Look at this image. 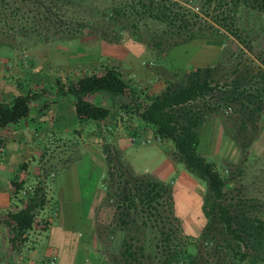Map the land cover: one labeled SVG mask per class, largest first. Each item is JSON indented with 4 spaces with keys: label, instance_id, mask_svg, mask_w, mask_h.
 Returning <instances> with one entry per match:
<instances>
[{
    "label": "rangeland",
    "instance_id": "rangeland-1",
    "mask_svg": "<svg viewBox=\"0 0 264 264\" xmlns=\"http://www.w3.org/2000/svg\"><path fill=\"white\" fill-rule=\"evenodd\" d=\"M129 1L131 0H79L72 11L89 29L75 40L38 44L17 39L13 46L0 48V104L6 105L15 97L23 96L28 98L30 108V116L27 119L18 125L0 130V135L7 142L6 147L0 151V166L5 165V172L0 179V264H72L71 252L76 248L74 243L80 248L83 243L92 239V217L97 213L99 215L98 203L106 197L107 187L113 186L114 197L110 205L120 204L122 201L118 193H121L122 189L118 188H128L132 185L131 171L138 175L151 173L160 164L156 153L164 151L166 155H170L175 150L170 141H161L154 135L146 136L147 139L138 138L133 132L126 133L121 140L118 137L112 140V135L103 136L101 140L100 134H94L99 128L96 124L74 122L72 119L75 114V96L69 93L72 84L76 85L85 78L100 76L106 68L119 70L114 60L126 57L128 54L124 53V50L127 47L132 46L131 49L137 50L134 47L136 45L146 51L143 68L155 73L158 70L157 73L162 78L174 82L178 80V77H174L175 74L184 76L200 64L217 63L214 50L208 47L209 45L221 48L220 55L227 57L226 62L230 66L238 62L252 65L253 61L258 65L255 56L264 54V20L259 15L246 12L241 16V20H238L239 37L246 42L243 43L214 23L212 9L211 14L204 13L203 0L165 1L166 12L169 14L167 23L136 18L130 14L124 16L123 13L116 20L111 19V9L125 8ZM211 27L215 28L214 31L203 33V30L208 31ZM188 34H194L196 40L168 50V42H179L180 39H186ZM161 40L165 45H162L160 50L153 47ZM150 55L157 57L156 66L155 62L148 58ZM163 66L164 68L157 69ZM224 68L226 69L219 70L221 75H229L230 67L227 65ZM123 73L124 86L120 87V91H131L133 85L127 79L129 75L126 74V77ZM219 117L214 119L219 121L217 125L224 132L221 121L223 117ZM259 127L261 132L245 163L236 145L231 141L227 159H221L222 155L211 158L221 172L235 174L238 168L242 170L243 175L236 178V191L233 195L236 197L231 202L249 206L246 209L254 214L253 216H264V118ZM99 130L105 131V128L100 127ZM130 140L134 143L131 144ZM85 143L94 146L88 147V150L96 149V152H101L102 165L97 160L85 159V155L80 154ZM112 145H115V148ZM18 147L21 149L18 150ZM23 164L27 166L26 171L21 170ZM180 166L182 167L179 168H185L183 164ZM72 168L74 170H71ZM64 172L67 173L65 176L72 179L71 187L69 186L70 195L66 200L61 198L60 192L62 178H65ZM72 172L75 174L70 175ZM176 173L168 180L167 185L172 192L174 217L179 222H172V225L182 233L177 239H190V242L199 244V264H216L221 260L213 256L209 258L206 250L208 246L202 242L201 235L189 237L184 234L183 224L186 218L179 216L175 210L186 208L181 200L185 194L182 192V185L177 184L179 172ZM192 177L206 188L203 181ZM13 181H25L26 184L24 190L18 196L12 197L7 206L6 194L12 188ZM37 187L44 189L47 204L44 210L36 212L32 242L21 253L23 244L20 241L13 244L11 238L14 234L11 216L26 205L29 193ZM192 192L194 195L198 193L197 188H193ZM110 209L104 207L100 217L103 218V212H109ZM168 215L164 214L166 221L158 216L147 219L149 226L145 229L141 227L140 220L138 226L129 225L123 234L119 235L117 233L123 228L119 221L110 219L106 226H101L115 231L112 244L104 242L105 254L112 257L113 253L117 255V259L120 258L118 253L120 248L122 249L123 240L126 239L139 259L137 264H158V261H150L147 257L154 256L157 244L161 243V232L164 231L173 237L170 239L171 246L177 245L174 235H170ZM192 217L200 218L198 213ZM50 218L53 223L48 229ZM143 218L146 220L148 217L145 215ZM78 219L82 220L83 232L80 228H74L79 226L75 224ZM129 219L134 221L137 217ZM206 225L207 222L201 232ZM211 235L217 239L214 244L225 245L223 239L228 236L225 232L223 234L221 226L216 224ZM112 245L114 247H111ZM80 250L76 256L74 254V264H82L88 260V254ZM142 254L145 258L141 257Z\"/></svg>",
    "mask_w": 264,
    "mask_h": 264
},
{
    "label": "trees",
    "instance_id": "trees-1",
    "mask_svg": "<svg viewBox=\"0 0 264 264\" xmlns=\"http://www.w3.org/2000/svg\"><path fill=\"white\" fill-rule=\"evenodd\" d=\"M78 1L0 0V48L13 46L17 39L44 44L79 38L89 27L72 11ZM165 1L167 0H131L125 8L111 9L110 17L116 20L123 13L124 16L130 14L136 18L167 23L169 14L166 12ZM203 8L207 15L211 14L212 9L214 23L243 43L246 42L239 37L237 29L238 20H241L243 13L259 15L264 20V0H203ZM133 27L136 28L134 25ZM209 29L203 30V33L208 34L215 28ZM194 36L188 34L186 39H180L179 42H168V50L195 41ZM162 45L165 44L161 40L153 47L160 50ZM255 57L258 65L253 61L252 65L238 62L230 66L226 62L227 57L220 55L215 65L196 68L184 76L175 74L174 77H178V80H167L165 90L159 95L142 96L137 94V90L131 89L134 101L122 105V110L136 114L146 125L152 126L159 140L172 142L175 149L173 158L183 164L190 175L205 183L203 211L207 225L200 235L202 242L208 246L206 250L209 258L213 256L221 260L216 264H264V216H253L246 209L249 206L231 202L236 197L233 196L236 178L243 175L242 170L238 168L235 174L221 172L215 163L200 153L202 126L207 121L222 116L225 137L236 145L243 163L248 160L252 146L261 132L259 123L264 118V54L260 53ZM227 65L231 75H221L220 71L226 69L224 67ZM122 77L118 69L106 68L100 76L85 78L76 85L72 84L69 93L75 96L77 116L90 121L107 120L110 109L92 104L86 97L99 93L123 95L125 92L120 91V87L124 86ZM29 116L30 108L26 97L17 96L6 105L0 104V130L18 125ZM6 143V139L0 135V151L6 147ZM26 169V164H23L21 170ZM131 176L132 185L128 183L130 187L118 188L122 189L118 193L122 201L120 204L110 205L114 197L113 186L107 187L105 203L114 210L113 220L119 221L123 228L119 231H125L129 225L138 226L140 220L141 227L148 228L147 219L158 216L166 221L164 214L168 213L170 235H174L177 245L171 246L170 239L173 237L162 231L161 243L157 244L154 256L147 258L158 261V264H199V244L190 242V239H177L182 233L172 225V222L178 221L174 217L170 186L151 174L138 175L131 171ZM11 184L12 197H16L24 190L26 182L13 181ZM46 196L44 189L37 187L29 193L26 205L12 214L13 244L28 241L24 236L33 231L36 212L44 210ZM145 215L148 217L146 220L143 218ZM133 216L137 220L129 219ZM216 224L228 236L223 239L225 245L214 244L217 239L211 232ZM100 229L107 233L104 242L112 244L115 231L109 227L100 226ZM121 247L120 258H113L115 262H139L126 239ZM143 255L141 257L145 258Z\"/></svg>",
    "mask_w": 264,
    "mask_h": 264
},
{
    "label": "crops",
    "instance_id": "crops-1",
    "mask_svg": "<svg viewBox=\"0 0 264 264\" xmlns=\"http://www.w3.org/2000/svg\"><path fill=\"white\" fill-rule=\"evenodd\" d=\"M137 46V45H136ZM137 50L131 49V47H127V49L124 50V53L128 54L126 57H119L121 60H114L116 61V65L119 68V70L126 76L128 74L129 76L127 77L128 81L132 83V89L137 90V94L144 96L145 94H148L150 96H156L161 94L165 88H166V79L162 78L156 70V73L153 72V70H150L148 68H143V64H145L144 58L147 57L146 51L144 49H141L140 46L138 45ZM211 49L214 50V55L216 61L219 59L220 54L222 49L218 48L216 46H208ZM132 54V55H131ZM111 58V57H109ZM151 58L150 61L157 60V57H153L150 55ZM112 59V58H111ZM113 60V59H112ZM214 61V63L216 62ZM211 64L207 65H199L196 68L199 67H204V66H210ZM154 66H156V62L154 63ZM170 67V71L173 72V69ZM158 68H164L163 67H157ZM195 68V70H196ZM156 69V68H155ZM104 72L100 73L102 75ZM174 73H176L174 71ZM133 91H127L123 95H110V94H105V93H99L95 95H88L86 97V100L91 102L92 104L106 107L110 109V116L108 117L107 120L99 122V121H90L85 118H80L77 116L76 111L75 114H73L72 119L74 122H84L85 124H91L93 122L94 124L97 125L98 131L94 132V134H100V139L104 138L103 136H114L112 140H115L116 137H118L120 140L124 135L128 132H133L138 138H146V136H152L155 135V130L152 126L146 125L139 116L136 114H132L129 111H124L122 110V105L124 104H129L134 101V98L132 97L131 93ZM121 98V101L119 99ZM142 101V99H141ZM74 110H75V105H74ZM219 121L216 119H212L204 123L201 129V145H200V153L205 156L210 162H212L211 158L218 157L220 155L221 159H227L228 158V146L230 140L227 139L224 135V132L220 126L217 125ZM95 125V126H96ZM101 128H105V131L99 130ZM107 127V128H106ZM219 127V129H218ZM221 129V130H220ZM217 131V132H216ZM157 138V137H156ZM147 139V138H146ZM130 143H134L133 140H130ZM149 143V140H148ZM115 144V143H114ZM86 145V146H85ZM84 148L81 149V153L85 155V159H91V160H97L100 165H102L103 162V156L101 157L100 154L101 152H96V149L93 150H88V147H94L91 144H86L85 143ZM88 145V146H87ZM100 146V145H99ZM113 146V145H112ZM115 146V145H114ZM113 146V147H114ZM115 148V147H114ZM21 149V147H18V150ZM223 149L224 152H223ZM175 150L172 151L170 155H166V152L162 151V153H156L158 155V158L160 159V164L159 166L152 170L151 173H146V174H151L156 176L158 179L162 180L167 184L168 180L172 177H174L176 171L179 173V181L177 182L182 185L184 188L182 192L185 194L183 196L182 204L186 206L184 210H175V212L184 218H186L184 225L185 229V235L189 237H197L200 235L202 228L206 224L207 220L204 215L203 211V206H204V198L206 196V188L202 186L200 182H198L196 179H194L187 171L186 169H182L179 167L181 164L176 161L173 157ZM107 158V156H106ZM93 164V163H92ZM84 165V164H82ZM85 166V165H84ZM87 166V165H86ZM85 166V167H86ZM90 166V165H89ZM88 167V166H87ZM71 170H74L73 168ZM76 170V168H75ZM5 172V165L0 166V179L2 178L3 173ZM75 172L71 173L70 175H74ZM64 180L62 178V182L60 186V192H61V198L63 200H66L69 198L70 195V181L72 179L70 177H67V173L64 172ZM23 180V179H22ZM183 181V183H182ZM1 182V180H0ZM76 184V183H74ZM205 185V183L203 184ZM71 187V186H70ZM206 187V185H205ZM193 188H197V192L195 195L192 192ZM182 196V195H179ZM6 204H10V200L12 199V188H10L8 194H6ZM106 198V197H105ZM105 198L103 197L102 200L98 203L99 209V215L98 213L92 217V226H91V240L88 243H83L80 248L77 247V244H75L76 248L73 252H71L72 257V264H74V254L76 256L77 252H80L82 249L83 252L88 254V260L85 262H82V264H120L119 262H115L113 258H116L117 255H114L112 253V257H107V254H105L104 250V239L107 238V233L103 229H100V226H106L109 222L110 219H113L114 216V210L110 209L109 212H103V218L100 217V214L102 213V210L104 207H106L105 203ZM103 204V207H101ZM108 207V206H107ZM9 208V207H7ZM196 213L200 216V218H193L192 216H195ZM183 214V215H181ZM187 218L189 220H187ZM192 218V219H190ZM109 219V220H108ZM52 219L50 218V224L48 226V229L52 227ZM79 226L74 227L80 228V231H84V226L82 223L81 219L76 220V223ZM47 229V230H48ZM87 229V227H86ZM79 230V229H78ZM30 234V237H29ZM33 231L29 232L27 235L24 237L29 238V240L26 243H22V248H21V253L23 249L27 245H29L32 242V235ZM123 234L122 231L117 233ZM11 236V235H10ZM14 234H12L11 238H13ZM117 238V237H116ZM95 239V242H94ZM94 242V243H93ZM74 246V245H73ZM111 247H114L113 245ZM73 248V247H72ZM121 251V248L119 250V253ZM82 252V253H83ZM118 253V254H119ZM33 263V262H32ZM123 264V263H122Z\"/></svg>",
    "mask_w": 264,
    "mask_h": 264
}]
</instances>
